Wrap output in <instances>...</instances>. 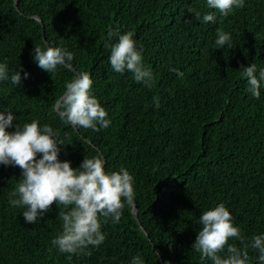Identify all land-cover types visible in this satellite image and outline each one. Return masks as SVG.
<instances>
[{"label": "trees", "instance_id": "obj_1", "mask_svg": "<svg viewBox=\"0 0 264 264\" xmlns=\"http://www.w3.org/2000/svg\"><path fill=\"white\" fill-rule=\"evenodd\" d=\"M206 12H215V23L202 21ZM218 29L231 33L230 47H214ZM128 31L155 76L151 89L111 68L109 33ZM45 43L72 51L71 67L41 69L32 55ZM0 61L30 73L18 86L0 82V110L14 112V123L39 119L58 129L59 158L73 168L97 151L107 169L127 168L145 230L126 204L119 223L103 225L106 239L91 255L69 259L51 243L64 206L53 203L41 222L26 223L24 209L10 204L22 170L0 166V264H128L135 255L145 264H211L192 245L199 216L220 202L245 237L264 233V89L252 97L238 72L264 67V0H246L226 17L206 0H19L18 7L0 0ZM82 71L112 120L99 132L73 128L56 108L66 81Z\"/></svg>", "mask_w": 264, "mask_h": 264}, {"label": "clouds", "instance_id": "obj_2", "mask_svg": "<svg viewBox=\"0 0 264 264\" xmlns=\"http://www.w3.org/2000/svg\"><path fill=\"white\" fill-rule=\"evenodd\" d=\"M245 3L246 0H206V7L226 17L235 9L243 8ZM195 18L201 20V13L195 12ZM202 21L215 23V12L204 13ZM114 35L118 39L112 43ZM231 40V33L218 29L214 47H230ZM106 47L110 49L108 60L113 71L130 72L137 83L149 89L153 87L155 76L144 64L142 45L131 31L110 32ZM32 58L41 69L53 73L58 66L71 67L74 53L67 47L45 43L35 45ZM170 70L183 76L178 69ZM238 72L247 81L246 91L259 99L264 89V67L258 68L253 63L242 66ZM22 73L24 78L30 75L21 65L10 69L8 63L0 61V82L10 81L18 86ZM93 83L90 73L79 72L71 81H66L65 90L57 101L61 119L75 129L99 132L112 124L106 108L94 94ZM152 100L159 108L160 97L153 96ZM16 120L14 112L0 110V166H19L22 170L10 204L23 208L21 214L30 224L41 222L53 203L59 209L64 206L65 210L60 211L58 217L61 231L51 241L52 245L60 253L70 254L69 259L72 255H91V248H98L106 239L103 225L109 221L119 223L125 205L133 202L134 176L123 166L119 170L107 169L106 159L98 151L95 155L87 154L80 165L73 168L71 161L59 158L65 140L58 129L42 124L39 119L22 125L14 123ZM198 224L201 227L192 248L200 253L202 260L207 259L211 264H252L251 249L257 253V264H264V233L245 237L224 202L203 211ZM236 241H240L241 246H237ZM128 264H145V261L135 255Z\"/></svg>", "mask_w": 264, "mask_h": 264}, {"label": "water", "instance_id": "obj_3", "mask_svg": "<svg viewBox=\"0 0 264 264\" xmlns=\"http://www.w3.org/2000/svg\"><path fill=\"white\" fill-rule=\"evenodd\" d=\"M18 3H19V0H15V5H16V7H18ZM36 19H38L39 21H41V19H39V18H36ZM56 108H57V111L59 112V107H58V105H56ZM137 212H138V210H137V204H136V202L133 200V214H134V217H135V220L138 222V224L141 226V223H140V221H139V218L137 217ZM142 227V226H141ZM142 229L144 230V228L142 227ZM145 231V230H144Z\"/></svg>", "mask_w": 264, "mask_h": 264}]
</instances>
